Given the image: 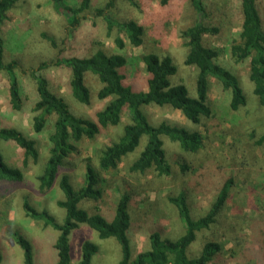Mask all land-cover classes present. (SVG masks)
I'll use <instances>...</instances> for the list:
<instances>
[{"label": "rangeland", "instance_id": "1", "mask_svg": "<svg viewBox=\"0 0 264 264\" xmlns=\"http://www.w3.org/2000/svg\"><path fill=\"white\" fill-rule=\"evenodd\" d=\"M108 1L90 0L93 8L105 7ZM133 1L135 3L131 0H114L112 14L120 21L134 20L144 26L145 42L140 47L126 43L124 47L119 48L114 42L117 30L113 29L108 36L106 22L92 10L83 14L77 28L70 29L66 17L48 0H19L16 7L8 13V20L1 26L4 41L3 62H17L15 74L21 88L23 108L16 111L9 106V76L4 71L0 72V126L16 128L35 138L40 150L41 165L38 167L30 164L27 168L23 167V185L15 188L10 194L7 192L8 187L0 182L1 264H23V250L14 239L15 234L23 236L31 243L34 264H57L54 243L59 231L46 226L42 220H34L28 216L23 207L25 197L29 198L36 209L48 211L59 223H62L66 216L65 209L57 205L58 200L64 199L57 181L49 193L41 194L39 191L36 176L46 161L49 143L46 133L37 134L32 127V108L37 94L28 72L42 62L50 63L49 68L40 74L48 79L50 90L62 97L71 113L76 116L94 119L95 112L104 108L108 101L97 98L101 83L91 73L86 74L91 103L85 105L73 97L69 86L70 70L52 64V61L56 60L57 51L42 34L52 36L59 51L63 50L66 56L86 57L99 48L110 54L125 55L128 63L122 73L126 76L125 83L135 91L147 89L148 74L140 55L146 51L155 52L160 56L169 55L178 68L172 82L185 83L193 96L196 69L184 64L188 48L181 33L199 20L204 26L199 30L202 32L204 45L218 49L220 62L241 77L248 105L237 113L230 112L227 94L211 80L209 97L214 103L213 107L217 109V118L216 121H209L206 150L196 157L204 168L195 177L191 173L179 172L174 180L171 177L161 180L152 173L142 178L128 172V165L142 151L146 137L142 138L135 154L123 161L118 175L120 179L126 180L125 188L130 189L133 186L136 189L134 199L137 202L132 214L138 217L129 232L132 259L138 252L148 248V232L151 230L161 231L163 237L172 240L184 235L185 229L178 212L167 200L169 193L187 190L190 193L191 215L199 217L211 207L216 188L222 180L231 176L234 179L231 197L213 228L215 239L226 251L220 264H264V199L260 190V187L264 186V144L260 147L255 144L258 136L264 132V108L258 106L253 95L247 64H236L230 57L231 43L239 38L241 31L240 3L236 0H209V17L201 20L188 0H170L164 6L160 0ZM67 2L76 6L81 0ZM256 3L264 21V0H256ZM213 26L219 27L218 33H211ZM144 111L152 124L167 121L183 125L190 130L195 128L178 110L152 105L145 107ZM53 120L51 118L50 122ZM49 128L50 124L46 129ZM226 129L230 130L225 131ZM201 132L204 133L202 129ZM120 133L121 129L111 128L102 133L96 143L78 146V153L66 160L65 167L73 175L78 187L83 185L85 160L92 158L96 167V147L110 145ZM164 148L174 163L182 162L183 159L190 160L177 143L165 140ZM0 150L6 163L11 166L21 165V149L15 143L0 140ZM114 186L108 189L101 202L83 203V207H92L93 210L97 204L110 218V202L119 196L118 185ZM191 189L194 190L193 193ZM140 220L142 222L139 225L144 223L142 227L136 223ZM87 241L99 246V253L93 256L92 264H117L121 260V249L114 238L100 239L95 230L86 224H80L69 236L73 264L79 261L82 245ZM194 244L192 250L198 248V245ZM257 248L259 251H256Z\"/></svg>", "mask_w": 264, "mask_h": 264}, {"label": "trees", "instance_id": "2", "mask_svg": "<svg viewBox=\"0 0 264 264\" xmlns=\"http://www.w3.org/2000/svg\"><path fill=\"white\" fill-rule=\"evenodd\" d=\"M48 1L66 17L72 30L80 24L83 14L92 10L106 22L108 36L113 29L117 30L114 42L119 48L124 47L126 43L133 47L144 45L146 36L144 26L134 20L120 21L114 18L112 14L114 0H109L105 7L101 8H93L90 0H81L76 6L69 5L67 0ZM188 1L201 20L209 17V0ZM236 1L241 6L242 24L239 38L231 43L230 57L236 64H247L253 95L258 106L264 108V21L256 0ZM18 2L19 0H0V72L4 71L9 76V106L16 111L23 108L21 88L15 74L17 62L14 60L7 64L3 62L4 41L1 26L8 20V13ZM160 2L164 6L170 0ZM201 26L204 27L199 20L181 33L188 48L184 64L196 69L193 96L185 83L172 82L178 68L169 55L160 56L152 51L140 55L148 74L147 89L135 91L125 83L126 76L122 73V69L128 63L125 55L110 54L99 48L86 57L66 56L63 50L59 51L52 36L42 34L57 51L56 60L52 61V64L70 70L69 86L78 102L85 105L91 103L87 73L96 76L101 83L97 98L108 99L104 108L95 112L94 119L76 116L71 113L65 100L50 90L48 79L40 74L49 68L50 63L42 62L28 72L37 94L32 108L34 113L32 127L37 134L46 133L49 143L46 161L36 176L39 191L41 194L49 193L57 181L59 189L64 194V199L58 200L57 205L65 209L66 216L64 221L59 223L48 211L36 209L28 197H25L23 207L28 216L34 220H42L46 226L59 231L54 243L57 264H72L69 236L80 224H86L95 230L100 239H115L121 249V260L117 264H220L223 260L226 251L215 239L213 228L231 197L233 177L226 176L222 180L216 188V196L211 207L199 217L191 215L190 193L187 190L169 193L167 200L178 212L185 229L184 235L172 240L163 237L161 231L151 230L148 232V248L138 252L132 259L129 232L135 226L138 217L132 214L137 202L134 199L136 189L133 186L130 189L125 188L126 180L120 179L118 175L120 165L127 157L135 154L143 137H146V142L142 151L127 167L128 172L137 177L145 178L152 173L161 180L167 177L174 180L179 172L191 173L195 177L204 168L196 157L206 150L209 121H216L217 118V109L213 107L214 103L209 97L211 80L227 94L230 112L237 113L248 105L241 77L220 62L218 49L204 45L202 32L199 31ZM218 32L219 27L211 28V33ZM152 105L180 111L195 128L190 130L183 125L167 121L152 124L144 111L145 107ZM51 118L54 119L52 122ZM218 123L220 124V119ZM48 124L50 128L46 129ZM111 128L121 129L120 135L110 145L96 147L94 155L97 159L96 167L92 163V158L85 160L83 185L78 187L73 175L65 167L66 160L78 153V146L96 143L97 138ZM201 129L206 134L202 133ZM0 140L11 141L21 149L19 154L21 165L18 166L6 163L0 150V182L8 187L7 192L10 194L15 188L23 185V167L27 168L30 164L41 166L40 150L35 138L13 127L0 126ZM165 140L177 143L190 160L172 162L164 148ZM255 144L259 147L264 144V132L258 136ZM209 156L210 154L207 158ZM114 182L118 185L119 196L110 202V218L97 204L93 210L92 207H83V203L101 202L108 189L114 186ZM263 189L264 186H261V195L264 199ZM191 192L194 190L191 189ZM141 222V220L136 222L137 226H144L142 225L144 223L139 225ZM14 239L23 250V264H34L31 243L18 234L14 235ZM194 243L198 248L192 250ZM98 251V245L90 241L85 242L82 245L81 258L76 264H92V258ZM256 251H259V248ZM1 262L0 254V264Z\"/></svg>", "mask_w": 264, "mask_h": 264}, {"label": "crops", "instance_id": "3", "mask_svg": "<svg viewBox=\"0 0 264 264\" xmlns=\"http://www.w3.org/2000/svg\"><path fill=\"white\" fill-rule=\"evenodd\" d=\"M98 253H99V251H98ZM98 253H97V254H98ZM79 256H80V254L78 255V258H79ZM80 258H81V256H80ZM80 258H79V260H80ZM72 261H73V259H72ZM73 262H74V261H73ZM72 264H73V263H72Z\"/></svg>", "mask_w": 264, "mask_h": 264}]
</instances>
